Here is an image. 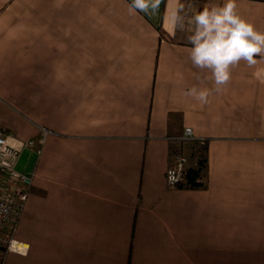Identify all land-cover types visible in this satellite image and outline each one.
Listing matches in <instances>:
<instances>
[{"label": "crops", "instance_id": "0c3cea01", "mask_svg": "<svg viewBox=\"0 0 264 264\" xmlns=\"http://www.w3.org/2000/svg\"><path fill=\"white\" fill-rule=\"evenodd\" d=\"M223 2L0 0V130L31 176L1 264H264V56L219 92L190 60L188 20ZM236 3L264 32V0ZM205 139L204 187L167 185Z\"/></svg>", "mask_w": 264, "mask_h": 264}, {"label": "clouds", "instance_id": "9594fccd", "mask_svg": "<svg viewBox=\"0 0 264 264\" xmlns=\"http://www.w3.org/2000/svg\"><path fill=\"white\" fill-rule=\"evenodd\" d=\"M161 0H131V11L155 13ZM184 6H180L183 11ZM173 26L183 28L184 18L173 11ZM188 23L192 34L188 42L192 45L190 60L194 67L211 73L216 91L231 79V69L241 61L248 65L256 63L257 56H264V32L237 12L236 0H224L223 4L206 5L191 15ZM186 95L201 104L208 102V88L192 87Z\"/></svg>", "mask_w": 264, "mask_h": 264}, {"label": "built area", "instance_id": "2783aa9c", "mask_svg": "<svg viewBox=\"0 0 264 264\" xmlns=\"http://www.w3.org/2000/svg\"><path fill=\"white\" fill-rule=\"evenodd\" d=\"M45 135V132H43ZM190 128H185L179 141L192 140ZM18 148L12 145L0 130V256L9 251L23 253L20 242L14 239L16 222L28 195L31 176H26L15 169ZM187 157L183 153H173L165 171V182L175 186L183 179Z\"/></svg>", "mask_w": 264, "mask_h": 264}, {"label": "trees", "instance_id": "16d2710c", "mask_svg": "<svg viewBox=\"0 0 264 264\" xmlns=\"http://www.w3.org/2000/svg\"><path fill=\"white\" fill-rule=\"evenodd\" d=\"M208 141L197 140L187 147V165L183 173V179L175 186L187 189H199L204 187V179L207 173ZM182 153L181 149H174L173 153Z\"/></svg>", "mask_w": 264, "mask_h": 264}, {"label": "rangeland", "instance_id": "374dc122", "mask_svg": "<svg viewBox=\"0 0 264 264\" xmlns=\"http://www.w3.org/2000/svg\"><path fill=\"white\" fill-rule=\"evenodd\" d=\"M1 262H2V261H1V256H0V264H1Z\"/></svg>", "mask_w": 264, "mask_h": 264}]
</instances>
